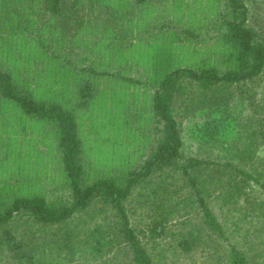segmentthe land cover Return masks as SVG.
Instances as JSON below:
<instances>
[{"label":"trees","instance_id":"1","mask_svg":"<svg viewBox=\"0 0 264 264\" xmlns=\"http://www.w3.org/2000/svg\"><path fill=\"white\" fill-rule=\"evenodd\" d=\"M223 1L220 33L236 48L234 67L180 65L162 75L151 101L156 146L123 183L88 182L73 112L37 102L29 84L0 72V97L55 121L71 189L63 203L17 195L0 209V264H169L158 248L168 234L175 261L264 264V0ZM42 2L48 22L60 14L61 0ZM93 97L84 81L76 105ZM140 183L151 185L138 191L149 200L142 207L159 205L160 214L133 221L127 204ZM180 201L194 217L177 222ZM170 219L181 228L175 237Z\"/></svg>","mask_w":264,"mask_h":264},{"label":"rangeland","instance_id":"2","mask_svg":"<svg viewBox=\"0 0 264 264\" xmlns=\"http://www.w3.org/2000/svg\"><path fill=\"white\" fill-rule=\"evenodd\" d=\"M9 1L3 0L5 6ZM106 3L111 11L100 14V17L95 16L96 19L101 18L98 24L92 22L94 18L88 17L91 6L82 2V10H78V3L69 25L63 20L50 30L46 23L43 32L35 30L29 33L34 39L30 44H27L26 37L23 41L19 40L23 36L21 31L7 29L9 22L3 19L4 14L0 12V38L13 37L2 48L14 52L20 50L23 53L19 56L21 60L30 57L24 62L6 59L4 63L14 69L11 72L13 77L27 82L36 99L45 105L56 102L61 105L62 102L68 105L64 106L66 109H72L79 99V90L84 81L88 80L93 85V102L85 113L76 108V112L85 114L86 118L75 115L81 133L82 166L88 182L109 177L123 183L129 171L139 168L156 146L151 101L153 90L160 83L162 75L180 65L211 66L218 70L233 68L237 51L220 33L222 24L219 16L224 11L223 0H150L143 3L136 0H106ZM112 9L115 10L112 12ZM259 10L262 14L263 10ZM136 11H140L138 19L135 17ZM33 16L35 18L36 13ZM134 19L142 25L140 36L144 34L143 27L161 25L154 29L152 37L136 40L135 35H128L129 29H125L126 24ZM186 28L198 36L187 35L184 31ZM42 41L48 43L45 50L54 49L57 52H45L40 43ZM143 56L149 59H138ZM37 58L42 60L37 62ZM37 65H42L43 70L38 72L40 75H26L33 71L28 67ZM45 66L48 67L44 69ZM68 66L72 69H68ZM58 68L66 74L52 76L53 70ZM102 70L109 74H101ZM43 73L51 76L41 75ZM6 102L5 108L18 107L15 101ZM33 115L37 119L25 120V126H22L25 130L23 133L15 132L12 140L13 146L24 150L23 156L10 158L3 136V122H0V209L5 208L17 195H43L51 204L63 203L71 198L69 178L58 152L53 150V137L56 138L55 134H58L55 121L45 115ZM28 131L33 134H28ZM19 136L22 141L18 139ZM42 138L47 139L45 145L48 152L44 150L35 157L32 154L37 151L33 146L38 144L37 139ZM150 187L140 183L134 188L127 204L133 221L148 219L153 213L160 214L159 205L155 206L153 202L156 200L154 197H151L150 204L155 208L146 210V207H142L148 205L149 200L145 193L138 194V191ZM183 191L180 189V192ZM183 198L181 194L176 199ZM182 204L185 205L177 210L175 216L177 222L187 215H195L190 204L180 201L178 206ZM166 226L167 230L174 231V237L181 229L172 219ZM170 238L168 234L158 245L159 249H166L168 263L189 264L188 257L180 262L175 261L172 251L164 243Z\"/></svg>","mask_w":264,"mask_h":264},{"label":"crops","instance_id":"3","mask_svg":"<svg viewBox=\"0 0 264 264\" xmlns=\"http://www.w3.org/2000/svg\"><path fill=\"white\" fill-rule=\"evenodd\" d=\"M82 2H84V5L87 3L88 5L91 6L90 10H88L91 12L90 14H88V17L90 16L91 17L90 19L94 18V20H92V22L96 21L95 24H98L99 20L101 19V18L96 19L95 16L100 17L101 16L100 14H103L105 12L109 13L111 11L109 9V4L106 3V0H61V6H60V11H59L60 14L58 16H53L55 18L48 22V20L51 19L52 17L45 10V7H44L42 0H10L8 2L9 4L7 6H5V4L3 3V0H0V4H1L0 5V12H2L4 14L3 19L6 22H9V26L7 27V29L10 28V30L16 29V31H21L23 36L19 40L23 41L26 37V39L28 41L27 44H30V41H32L34 39L31 36H29V33L33 32L35 30H40L43 32L46 23H48V29L52 28L51 25L56 26V24L58 22L63 21V20H65L67 22V23L64 22L66 25H69L68 23H71V19L74 18V16H73L74 8L78 9L77 4L80 3L78 10H82V8H81ZM1 7H3V8H1ZM114 10L115 9H112V12ZM29 13H31V15ZM33 13H36L35 18L33 16ZM139 14H140V11H136L135 17L137 19L139 18ZM12 20H13V24H12ZM35 22H36V24H35ZM130 22H131V24H130ZM139 24H140V21L138 22V21H135V19H134L133 21L132 20L129 21L125 26V29H129L127 34L130 36L135 35L136 40L142 39V38H148L150 36L152 37L154 35V29L158 28L161 25V24H153L151 27H143L144 34L142 36H140V34H141L140 30H142V25H139ZM135 25H138V26H135ZM12 39H13V37L5 38V39L0 38V63H1L0 64V72H7V73L9 72L12 76H14L11 73L14 69L8 68L5 65L4 61L7 59V61L11 60L12 62L13 61L17 62L19 60L24 62V61L29 60L30 57H28L26 60H24V59L21 60L19 56H21L23 53L20 50H17L14 52V51H7V50L2 48L4 46V44L7 45L8 42H10ZM15 40H17V39H15ZM40 43L42 45L43 50H45L44 48L46 45H48V43H45L43 41ZM53 46H55V45H53ZM45 52L56 53L57 51L54 49H51V50L47 49V50H45ZM54 57H56V56H54ZM42 58H37V62L42 60ZM138 59L139 60H141V59L148 60L149 58L143 56V57H139ZM56 60L60 61L59 59H56ZM41 67H42V65H37L36 67H34V66L28 67V70H30V71L33 70V71L27 73L26 75H28V76H33L36 74L40 75V73H38V72L43 70V69H41ZM47 67L48 66H45L44 69H46ZM68 69H72V67L68 66ZM61 70L62 69H60V68L54 69L52 72V76H64L66 73H64L63 70H62V72H60ZM104 72H107V71H103V70L100 71L101 74H106V75L109 74V72H107V73H104ZM41 75L48 76L50 74L43 73ZM111 75H114V74L111 72ZM33 97L37 102H40V101H38V99H36V96L34 93H33ZM6 100H10V99L0 97V122H3L2 129H4V132H5V134L3 136L7 142V152H8V154H10L9 155L10 158H13V156H16V157L17 156H23L24 150L19 146H13L12 140L14 138V133L15 132L23 133V131L25 130V128H23L25 126L23 124L25 122V120H26V122H28L30 120V118L31 119H37V117L34 116L32 113L25 112L17 102H16L18 104L17 108H13V107L12 108H5L4 104H7ZM11 101H13V100H11ZM77 101L78 100H76L75 103ZM92 102H93V100H92ZM41 103H44V102H41ZM56 104H58V103L56 102ZM61 105L63 107L68 106L62 102H61ZM77 107L78 106L75 104V107H73L70 110L73 112L74 115H80L83 118H86L85 114H83V113H85V110H87V108L82 109V108L78 107V109L80 111L82 110L83 113H81V112L77 113L76 112ZM74 112H76V114ZM17 122H18V124H17ZM55 127H56V124H55ZM28 134H33V133L29 132ZM58 134H55L56 138L53 137V139H55L54 140V147L55 148L53 150L55 152L59 153ZM20 135H22V134H20ZM18 139L21 140V136H19ZM31 140H36V139L31 138ZM37 140H38V144L33 146V148L37 152L32 154L33 156L36 155L35 157H37L39 154H42L44 152V150H46L48 152V147L45 145V141H47V139L42 138V140L41 139L40 140L37 139ZM19 151H21V153Z\"/></svg>","mask_w":264,"mask_h":264}]
</instances>
